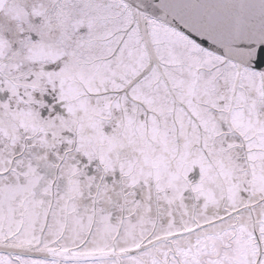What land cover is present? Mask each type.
Masks as SVG:
<instances>
[{"label":"snow or ice","instance_id":"1","mask_svg":"<svg viewBox=\"0 0 264 264\" xmlns=\"http://www.w3.org/2000/svg\"><path fill=\"white\" fill-rule=\"evenodd\" d=\"M0 264H264V0H0Z\"/></svg>","mask_w":264,"mask_h":264}]
</instances>
